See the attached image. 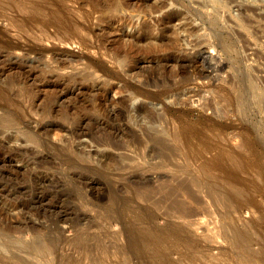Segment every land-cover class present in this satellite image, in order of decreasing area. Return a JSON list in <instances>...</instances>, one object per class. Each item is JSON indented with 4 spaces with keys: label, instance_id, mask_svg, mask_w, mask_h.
<instances>
[{
    "label": "rangeland",
    "instance_id": "1",
    "mask_svg": "<svg viewBox=\"0 0 264 264\" xmlns=\"http://www.w3.org/2000/svg\"><path fill=\"white\" fill-rule=\"evenodd\" d=\"M0 1L5 7L0 3V11L13 14L8 8L12 1L7 6L9 0ZM202 1L166 0L161 10L144 16L134 7L139 0H132L119 12L132 24L140 19L154 24L163 11L173 8L191 19L198 38L180 30L178 20L172 22L179 29L173 38H132L136 29L131 23L117 33L106 34V28L103 35L87 37L82 31L81 36L64 38L49 27L54 37L48 33L47 38L40 37L42 25L34 27L39 31L35 36L36 29L27 32L17 24L20 16L11 23L0 17L4 30L0 40L10 46L0 48V85L8 83V90L25 108L20 122L10 124L6 117L13 109L0 100V218L41 233L56 231L65 241L82 229L88 242L99 239L105 246L90 249L89 255L97 257L90 263L80 258L76 242H66L58 251L70 254L71 264H124L118 251L126 244L125 227L131 216L155 211L161 215L156 224L162 225L170 204L164 187L187 174L202 180L210 164L224 156L226 168L237 165L236 172L227 168L225 182L235 179L238 196L229 194L222 204L199 191L197 200L182 195L189 212L176 216V228L183 225L200 248L190 258L186 238L173 257L178 264H264V110L248 99L245 113L240 114L228 99L237 93L232 88L241 82L238 76L263 85L264 0H227L221 7V27L202 20L210 12V3L201 6ZM75 3L64 0L61 7L72 8L79 18L89 15L86 26L98 27L101 12ZM239 4L250 8L240 10ZM242 13L251 17L247 26L238 19ZM129 53L135 56L123 64ZM176 54L184 57L176 62ZM147 76L154 81L145 82ZM150 117L172 132L178 126L209 124L202 134L213 145L205 143L211 148L207 149L199 144L192 153L175 139L171 142L178 148L172 152L152 141L138 143L139 124ZM105 137L122 146L103 148L112 155L123 153V164L131 165L120 175L114 167L103 170L95 162L94 152L102 149L97 143ZM246 139L257 141L256 147L245 148ZM77 152L91 154L94 160L85 163ZM122 197L133 205L131 211L119 206ZM153 199H160L158 205L151 203ZM11 201L18 208L10 207Z\"/></svg>",
    "mask_w": 264,
    "mask_h": 264
},
{
    "label": "bare ground",
    "instance_id": "2",
    "mask_svg": "<svg viewBox=\"0 0 264 264\" xmlns=\"http://www.w3.org/2000/svg\"><path fill=\"white\" fill-rule=\"evenodd\" d=\"M11 1H12V4L11 6L9 5L8 8L13 11V14L10 13L11 12L10 11L9 13L12 15L9 16L10 14L7 15L8 13L6 14V12L0 11V17L3 19L5 18V21L6 19L9 20L10 21L9 23H11V21L15 19L18 20L17 17L20 16L21 17V19L19 17L20 23H17V24L21 28L26 27V31L27 30L31 31V29L32 28L34 29L35 26L42 25L41 29L39 26H38L39 28L36 27L40 29V32L38 31L41 34L40 37L47 36L48 38V33H50V31H47V30L49 29V27L54 28L53 30H56L57 32L56 34H58V36H63L64 38L65 36L68 37V35L73 36L76 33H78L77 35L79 36L80 35L79 32H82V31H83L82 35L85 34V37H87L88 35L89 36L95 35L97 33L102 34V32L104 34L106 32L105 31L106 28L108 29L106 34L117 33L119 32L121 27L130 25L131 23L129 19L120 16L119 12L122 11L121 10L122 8L128 6L130 4V1L132 0H85V1L83 0L81 2H79V0H72L74 3L78 2L77 3L78 5L79 4L88 5L90 9L94 12L95 11H99V13L101 12L100 15L102 16L99 19L100 23L98 22L99 26L96 28H88L89 26L88 27L86 26L87 17L89 15H83V16L80 15L82 17L79 18L77 17V15L73 16L74 13L72 14L70 11L72 8L67 7L68 9L64 10L62 8L64 7L63 6L64 0H41V1L11 0ZM11 1L9 0V3L8 1H6L5 5L6 3L7 5L10 4ZM21 2H23L24 4L23 3L21 4ZM66 2L67 0H65V3ZM177 2H179V0H177ZM226 2L227 0H203L200 3L201 6H206V5H209L210 3V12L206 13L205 15H202L201 16L202 20L208 22L214 27H218V26L221 27L222 25H224V21L221 20V18L223 17V12L221 10V7L225 6ZM0 3H2V5L1 4L0 5L1 7H3V2L0 1ZM132 4L133 3H131L130 5ZM22 5H23V8L21 7L22 8L21 10L20 6ZM166 5H167L166 0H157L154 2L149 1V3L144 0H139L137 7L135 6V4H134V7L138 10L136 11L137 13H140V14L142 13L143 15L144 14L146 15L147 12L151 13L150 11L161 10ZM3 8L5 9V7ZM3 8L1 9L3 10ZM59 8H62L63 12L61 9L59 10ZM237 8L240 10L242 9L249 10L250 7L239 4V7ZM6 11H8V9ZM57 11L60 14H57ZM132 11H135V10H132ZM238 19L241 22V25L243 26H247L248 23L251 21V17L244 13L239 14ZM175 20H178V23H180V26H181L180 30L181 29L185 30L189 34L196 36L197 33H195V28L191 26L192 25L191 19L187 18L184 12L183 13L178 12L176 9H173V8L163 11L160 14V16L157 18V20L155 21L156 23L154 24L153 22L149 23L148 19L147 20L140 19V21L137 23H134V24L131 23L135 27L136 32L134 34H131V35L128 34V35H130L132 38H148V37L149 38L150 37L151 38H173V37H176L179 33L178 27L172 24V22ZM116 22L118 25L115 28H111V26ZM19 26L15 28L16 29L19 28L20 30L21 28ZM187 26L188 28L185 29L184 27H187ZM38 29H36L35 36L39 35L37 34ZM102 30H104L105 32ZM3 31L0 30V38L4 36ZM31 33L34 34L33 30ZM50 35H53V34L50 33L49 36ZM196 37L198 38L199 36L197 35ZM218 43H221V41H219ZM8 45L9 43L5 44L4 41L2 42V40H0L1 49L7 50L8 47L10 48V46ZM178 55L176 54V57L174 58L176 59V62L178 59L181 58V56H183V55L181 56H178ZM134 56H135V53L127 54V57L122 63L124 64L128 58L131 59ZM168 56H170V54ZM156 59L160 60L159 58H156ZM176 62L174 61V63ZM237 78L241 82L234 84L232 88L237 93L235 94V97H233V99L228 98L229 101H232L233 104L237 106L236 108V110L238 109L237 112H240V114L245 113L246 101L248 99H252L255 104H257L260 108L264 110V81H263V85H259L256 81H253L252 79L245 77V76H238ZM145 79H147L145 82L154 81L153 80L154 78L150 76H147V78L145 77ZM5 85L6 86L0 85V100L4 101V104L6 106H10L13 109V112L9 113V115L6 117V121L10 122V124L11 123L13 124L17 120H19V118L21 117L20 115L21 113H23L25 108L23 104H20V102L17 99H15L14 97L15 93L8 90L9 89L8 83H5ZM147 95H149V93ZM138 113H140V111ZM19 122L20 120L18 121V123ZM184 124L187 125L186 123ZM208 125L202 122V123H199V125L197 126L195 125L194 126L187 125V127L178 126V129L172 132L164 124H162L160 120L155 122V120L150 117L144 123L139 124V127L142 130V135L144 136L142 135L141 137L137 136L136 139L138 143H142V141H152V143L156 147L160 148L163 151H170V152L175 151L178 148V145L176 147L175 144L171 142L173 141V139L176 140V143H179L180 148H185L187 151L188 150H191V152L195 151L197 149L196 146H198L199 144L200 146L203 145L202 146L203 148L204 146H206L207 149H209L210 147L206 145V144L208 145L210 144V143H206V141L208 140V137H206L207 138L206 140V138L204 137L205 135L203 136V134L205 133V131L203 132V130L207 128ZM220 133L222 134V129L219 130L218 135ZM105 138L106 139L104 140L101 139V141L99 142L97 141L98 143L95 141L98 145L97 147L99 148V146H101L102 148L94 152V155H96L95 159H97L95 160V162L97 166L101 167V169L103 170H108L110 167H114V169H116L115 171H119L117 172L116 175H120L119 173L121 171L125 170L126 168H131V165L128 166L127 164H123L122 158L125 157L123 153L112 155V153L110 154L107 150L103 148V146L104 147L111 146L112 148L118 149L119 146H122L121 142L115 143V141H112L111 139H108L107 137ZM214 140L215 139H213V141ZM219 142L220 141H218L217 143ZM210 145L212 147L213 143ZM244 145H245V148H254L257 145V141L247 140ZM76 156L85 163L88 161L92 162V160H94L92 159L94 156L88 153L77 152ZM223 157H220V156L217 157L216 158L217 160L214 162V164L213 163L210 164L209 168L203 173L202 180L196 179L187 174V176H185L184 178L178 181L176 180L177 183H171L164 187L163 193L169 199L170 204L168 206V210L164 212V215H166V218L164 220V223L162 222V225H160L161 223L159 224L160 226L156 224V222L160 219L161 215H159L158 213H155V211L154 213L152 211H147L146 213L138 212L137 214H134L131 216V220L128 223L129 225L125 227L127 231L125 235L126 244L121 246L120 250L118 251V254L120 255V257H123V260L122 259L121 260L125 262L124 264H130L131 261L133 260L139 264H178V261L173 256L174 254H176V250L181 244V243L179 244V242L184 241L186 238L189 237L187 236L188 234V233L186 234L187 230H184L183 225L182 227H180L183 230L176 228V223H175L176 216L185 217L187 216V212H189V210L187 209L186 201L181 200L180 197H182V195H185L186 198L188 199L197 200L200 198V197L198 198L196 194L199 191V192H202L203 193L202 195H204L205 197H209L213 199L215 202H220L223 204L226 198H228L229 194L234 195L233 197L238 196V194L235 193V192H239L236 189L237 182H235V179L232 181L230 180L231 181V182L229 181L230 183L225 182L226 180L225 176H227L226 173L228 172L226 171H228L227 170L228 167L226 168V165H225L226 163H223V160L225 159V158L223 159ZM97 166L95 167L97 168ZM135 167L137 166L135 165ZM228 169L236 170L237 165L232 166ZM218 170H219V173L217 172ZM133 176H136V175L134 174ZM135 178H137V176ZM226 184L227 186L230 185V187L228 186L230 188V190L228 188L229 191L227 190V187L225 190L224 186H226ZM194 188L197 190H195ZM135 194H138V193L136 192ZM159 202H160V199H153L151 201V203L154 205H158ZM9 205L13 209L17 207L15 206L16 204L14 205L13 201H11ZM119 206H122V210L131 211V208L133 205L130 204V201L128 200V198L122 197L119 201ZM27 226L26 225L23 226L22 224L18 225L15 223H8V222H5L2 218H0V264H52V263L71 264L70 260L72 256L67 253L60 254L58 249L61 248L66 242H69V241L71 242L72 240L76 242L75 246H77L79 249L80 258L86 257L90 263H92L93 261L97 259L96 256L89 255L90 249L95 246L105 248V246L101 243L99 239H95L93 242H88V238L86 235H84V232L82 231V229H79L74 232L73 237H71L72 240L65 241L64 240L65 238L63 239V237H60L59 235H57L56 231L51 230L47 233H41L38 229H32L30 225H27ZM238 234L240 233L238 232ZM241 235H242V232L239 236ZM24 236H29L31 238L30 240H26ZM188 239L190 240H189V243L188 241L186 242L187 245L185 244L186 246L185 248H187L186 250L187 255L190 256V258H192L195 256V254L197 253L200 247H197L196 246L197 244L193 243L191 241V238H188ZM35 252H38V254L36 255Z\"/></svg>",
    "mask_w": 264,
    "mask_h": 264
}]
</instances>
